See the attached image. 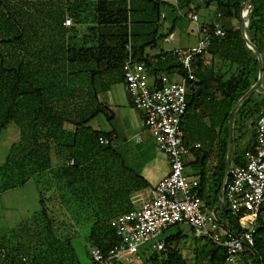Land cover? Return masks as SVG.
<instances>
[{
	"label": "trees",
	"instance_id": "1",
	"mask_svg": "<svg viewBox=\"0 0 264 264\" xmlns=\"http://www.w3.org/2000/svg\"><path fill=\"white\" fill-rule=\"evenodd\" d=\"M72 1L74 4L69 5ZM82 1L91 6L90 21L82 18ZM90 1L0 0V136L6 130L9 132L12 124L11 133L15 136L7 142L3 148L4 156L0 158V194L23 187L34 179L41 206V211L10 230L11 238L2 237L0 248L5 254L0 256V264H79L71 237L76 233L74 224L57 225L45 212V202L57 195L63 196L64 191L78 197L80 204H99L105 200L103 204L109 205L103 206L101 202V208L89 212L93 218L88 227L89 250L106 251L118 243L110 221L131 210L115 214L113 203L129 202V195L136 185L127 189L126 195L119 193L110 178L112 173L104 171L103 163L115 139L112 140L111 133L89 126L105 109L97 96L111 85L123 83L122 65L129 55L151 74L182 73L177 65L158 63L159 54H143L151 43L138 41V35L143 33L133 31L132 24L136 22L130 20V13H142L139 17L144 21L139 24L147 22L159 26L161 6L190 10L191 0H174L172 4L163 0H95L93 4ZM245 1L214 0L215 12L220 14L225 33L223 37L214 38L208 56L211 61L220 58L221 65L218 69L205 68V57L193 60L195 79L187 83V109L181 122L183 142L191 158L185 157L184 167L199 168L197 194L204 208L214 214L217 209L210 198L213 194L218 202L225 175L229 112L256 82L258 75L257 57L247 47L236 26ZM248 1L251 10L247 14V33H252L249 42L258 49L264 68V0ZM247 8L244 5V14ZM151 15L154 19H150ZM65 17L73 21L70 26L63 25ZM85 20L89 22H83ZM214 25L208 24L207 28L213 29ZM148 35L153 36V43L159 38L156 30ZM168 36L167 32L164 38ZM259 39L263 41L262 48ZM83 74L84 77L80 76ZM251 101L252 95L243 101L236 113L247 118L249 112L243 109ZM253 107L259 115L264 107V97ZM203 134L211 138L207 149L201 140ZM100 138L107 139L108 144H100ZM252 146L246 145L242 152ZM51 149L65 152L66 159L73 163L69 167L51 166ZM233 163L242 164V155H234ZM212 164L218 173L214 190L213 185L207 184L208 167ZM95 167L100 168V172ZM114 178L120 183L119 176ZM87 197L89 201L85 200ZM218 218L226 220L224 227L228 231L237 234L242 231L238 216L228 209H224ZM179 237L180 234L165 239L163 251L142 253V264H189L173 247L172 243ZM253 238V247L240 255L245 264H264L261 214L257 217ZM205 242L207 249L201 254L208 258V264H232L227 262L222 248ZM22 257L25 262L21 261Z\"/></svg>",
	"mask_w": 264,
	"mask_h": 264
},
{
	"label": "built area",
	"instance_id": "2",
	"mask_svg": "<svg viewBox=\"0 0 264 264\" xmlns=\"http://www.w3.org/2000/svg\"><path fill=\"white\" fill-rule=\"evenodd\" d=\"M248 2L242 3L248 7V12L243 14L241 6V17L251 10ZM189 18L199 39L192 47L170 52L182 71L177 73L178 81L173 80L171 74H151L131 55L122 65L128 98L142 112L145 129L167 156L169 172L157 183L153 196L140 209L120 214L110 221L119 241L106 251L90 248V264H142V253L165 250L166 241L160 240V235L168 228L180 225L190 226L196 238L222 248L228 263H235L236 256L254 245L257 217L264 211V107L255 124L252 148L243 152L242 164H229L219 192L223 211L228 209L238 216L242 231L237 234L224 227L226 220H219L214 212L205 211L197 194L198 179L188 176L184 167L189 152L183 142L181 122L187 109V83L195 79L192 63L197 57L208 56L214 38L223 37L225 33L218 23L208 29L198 23L197 15L189 14ZM216 18L220 21L219 13ZM71 23L70 18L63 21L64 26ZM166 41H172V36ZM99 143L106 145L108 140L100 138ZM4 254V249L0 248V256ZM21 261L25 262V259L22 257Z\"/></svg>",
	"mask_w": 264,
	"mask_h": 264
},
{
	"label": "rangeland",
	"instance_id": "3",
	"mask_svg": "<svg viewBox=\"0 0 264 264\" xmlns=\"http://www.w3.org/2000/svg\"><path fill=\"white\" fill-rule=\"evenodd\" d=\"M95 0L90 1L91 4L94 3ZM169 1L170 4L174 2V0H163ZM192 1V9L188 10L187 8H177L172 10L169 6H161L160 12L165 16V19H162V24L160 26H155L152 24H145L138 22L144 21L139 16L142 14L139 12L130 13V20L135 21L136 24H132L133 31L138 30L142 32L143 35H138L139 42H150L151 45L148 46L147 52L151 54H159L162 50L169 49L174 46H186L190 44H194L196 41V32L194 25L188 19L187 13L189 11L195 10L199 15V22H203L204 24H212L217 20L216 18V10L214 0H191ZM86 1H82L81 4L83 7V12L85 15V19L92 20V9L90 4H85ZM175 3V2H174ZM74 1H72L69 5H73ZM183 4V3H182ZM181 4V5H182ZM133 5V4H132ZM145 5V4H144ZM130 6V4H129ZM248 10V8H247ZM90 14V16H88ZM138 14V15H136ZM150 19H154V17L149 16ZM83 22H89V21ZM147 21V20H145ZM221 25V20L217 22ZM201 25V24H200ZM238 29L241 32V26L244 28V35L241 32L242 37L247 38L248 40L251 37L252 33H247V15L241 18L240 22L236 24ZM207 27V26H206ZM78 29H81L78 27ZM171 29L172 33L175 37V42L170 45L164 42V35ZM157 32V40L153 43V36L148 35ZM140 34V33H139ZM146 34V36H145ZM245 40V39H244ZM259 45L263 47V41L259 39ZM205 68H209L210 66L218 69L221 65V59L216 58L211 61L209 56L205 57ZM225 70V68H223ZM222 70V71H223ZM84 77L83 75H80ZM83 79V78H82ZM172 79L178 81L179 78L176 75L172 76ZM119 85L123 87V83L118 82ZM254 84V83H253ZM263 91H264V75H262V80L259 85V88L253 92L251 103L246 106L243 111H248L249 116L244 118L240 112L236 113L234 118V125L232 130V142H231V150L236 151V153H232L234 155H242V150L246 147L247 142L250 140L253 133L252 123L255 122L257 117L256 107H253L256 104H260L263 100ZM129 100V98H128ZM129 106L120 105L116 103L111 110H105L103 113H99L97 117H95L90 122V127L94 130L98 129L101 131H110L112 128H115L119 135V138L111 145L110 153L107 155L104 164V171H107L109 174L115 177L119 176V181L115 182V178L111 175L110 178L114 181L115 187L119 188V193L125 192L127 194V189L132 188L136 185V191L133 193V198L124 204L122 202L117 201L113 203L112 211L121 212L123 210H137L144 203L147 197H149L152 193V189L158 183V180L165 176L167 173V169L169 172V166L167 164V156L161 152L156 146L154 139L151 133L146 130L141 135L140 144L137 145L135 140H127L124 131L128 129H133L136 131L139 128V124L141 123L142 112L138 110L134 105L131 104L129 100ZM101 108V107H100ZM74 111V109H72ZM202 111V110H201ZM206 111L203 114L204 120H207ZM113 119L111 121V117ZM12 125L10 128L12 129ZM11 129L4 131L0 136V158L2 159L4 156L5 148L8 143L11 142L15 137L12 135ZM16 131V130H15ZM11 133V135H9ZM8 136L6 137V135ZM228 138V136H227ZM202 142L205 144V148L207 149V143L210 142L211 138L206 134H203L201 137ZM6 144V145H5ZM188 159L191 160L190 157ZM1 161V160H0ZM100 162V161H99ZM212 164L210 168L208 167V179L207 184L213 185L212 190H214L216 184V179H218V173H215L214 166ZM97 172H100V168L95 167ZM194 169L190 166L187 170V173L192 172ZM195 171V170H194ZM143 182L145 184L143 185ZM120 185V186H119ZM132 186V187H131ZM125 188V189H124ZM106 191V190H105ZM65 193V191H64ZM63 196L57 195L53 199L47 200L45 202V212L47 216L56 221L57 225H65L68 227L70 224H74V230L76 233L72 237V244L75 250L76 259L79 264H90V259L88 257L89 245L87 243L88 236V227L91 224L92 219L90 218L89 212H95L97 209L101 208L100 203L105 202L101 201L98 203H84L80 204L78 197H75L71 194L65 193ZM218 197V196H217ZM126 199V198H125ZM214 198V195H211L210 201H213V204L216 206L218 204L217 199ZM89 201L90 198L87 197L85 199ZM82 201V200H81ZM219 201V199H218ZM213 205V206H214ZM103 206H109L107 204H103ZM79 207L80 210H79ZM88 207L89 210L86 208ZM205 211H208V208H204ZM264 209V208H263ZM41 211V206L39 204V191L34 179H31L26 185L20 187L18 189L10 190L3 192L0 194V240L2 237L6 236L11 238L10 230L16 227L21 221L30 217L33 213ZM261 216L264 220V211L261 213ZM180 234L178 241L173 242V247L179 250L183 257L186 258L189 264H208V258H204L202 256V252L206 248L205 240L196 238L193 234V229L188 225H180L170 227L165 230L159 237L160 240H165L172 236H176ZM143 246L142 248H144ZM248 257V255H246ZM235 264H245L241 255H238L234 258Z\"/></svg>",
	"mask_w": 264,
	"mask_h": 264
},
{
	"label": "crops",
	"instance_id": "4",
	"mask_svg": "<svg viewBox=\"0 0 264 264\" xmlns=\"http://www.w3.org/2000/svg\"><path fill=\"white\" fill-rule=\"evenodd\" d=\"M165 2H169V1H165ZM170 3V2H169ZM81 14H82V18L83 17H85V15H84V12L83 11H81ZM189 14H194V15H197V17H198V23L199 24H201L202 26H207L206 24H204L203 22H199V15H198V13L195 11V10H192V11H189L188 13H187V16H188V19L190 20V18H189ZM88 16H90V14L88 15ZM65 18H68V17H65ZM162 19H165V16H163V14L160 12V16H159V22H158V25L160 26L161 24H162ZM90 21V20H89ZM191 21V20H190ZM73 22V21H72ZM217 21L215 20V22H213L214 24H217L216 23ZM191 23H192V21H191ZM193 24V23H192ZM194 25V24H193ZM194 28H195V32H196V41H195V43L194 44H190V45H186V46H174V47H170L169 49H165V50H162L160 53H159V55H160V58H158V63H159V61L161 62V65H163V64H165V63H167V64H171V65H176L175 64V59H174V57L170 54V52L173 50V49H176V48H187V47H192V46H194V45H196L197 44V42H198V39H199V33L197 32V30H196V27H195V25H194ZM168 33H169V36H172V41H166V38H164V42H166V43H168V44H172V42L174 43L175 42V37H174V34L172 33V32H169V30H168ZM147 50H148V47H146L145 49H144V52H143V54L144 55H150V56H155V55H158V54H153L152 52H151V54L149 53V52H147ZM162 53V54H161ZM163 53H166V55L164 56V54ZM207 57V56H206ZM205 59V58H204ZM193 66V65H192ZM263 67V66H262ZM171 75H176L177 76V72H172L171 73ZM122 83V82H121ZM255 84V83H254ZM253 84V85H254ZM119 85V83H116V84H114V85H111L110 87H109V89L106 91V92H104V93H100L98 96H97V98H98V102L102 105V107H104L105 108V110H111L112 111V107L113 106H115V104L116 103H119L120 102V105H125V106H129V100H128V95H127V93H126V91H125V88H124V85H123V87H121V86H118ZM259 88V87H258ZM257 88V89H258ZM263 95H264V91H263ZM258 116V115H257ZM256 118H258V117H256ZM112 119H113V116L111 117V121H112ZM255 121H257V119L255 120ZM255 124H256V122H255ZM95 130H98V129H95ZM233 130V129H232ZM69 131V130H68ZM117 131L118 130H116L115 128H112L110 131H106V132H108V133H111L112 135H111V137H112V140H114L115 139V141L119 138V135H118V133H117ZM129 131H130V133H129ZM144 131H146V129H145V127H144V124H143V115H142V118H141V123L139 124V128L136 130V131H133V129L131 128V129H128V130H126V131H124L125 133L127 132V133H129L128 134V138H127V134H124V136H126V138L125 139H127V140H135V142H136V144L137 145H139L140 143V141H141V135H142V133L144 132ZM254 131H255V126L253 127V133H252V136H251V138H250V140L247 142V145H253V142H254ZM227 140H228V138H227ZM227 147V146H226ZM232 148H230V157H229V164L232 162L233 163V161H234V158L233 157H231L232 156V153H234V151H232L231 150ZM226 152H227V148H226ZM66 153L65 152H63V151H61L60 149L58 150H54V149H51V150H49V157H50V163H51V166H53V167H56V168H59V167H66V166H70L71 164H70V159L68 160V159H66ZM188 155L186 156V159L188 160ZM243 158V157H242ZM167 164H168V159H167ZM225 164H226V158H225ZM169 166V165H168ZM190 167V166H189ZM189 167H186L185 168V171H186V174L188 175V176H190V177H194V178H199V176H198V174H199V168L197 167V166H194V167H192L194 170L192 171V172H190V173H187V170L189 169ZM225 171H226V166H225ZM167 173H168V169H167ZM165 176L167 175L166 173L164 174ZM165 176H163L162 178H164ZM162 178H160L159 180H158V182L162 179ZM157 185V184H156ZM155 185V186H156ZM154 190H155V187L152 189V193H151V195L149 196V197H147L145 200H143V202L145 203L148 199H150L152 196H153V194H154ZM136 191V189L135 190H133L132 192H131V194L129 195V201L133 198V193ZM218 199H219V194H218ZM143 203V204H144ZM143 204H142V206H143ZM141 206V207H142ZM140 207V208H141ZM139 208V209H140ZM214 209H217L216 210V214L215 215H217V217H220V213L223 211V209H222V206H221V203H220V199H219V201H218V204L215 206V208ZM138 210V209H137ZM132 211H136V210H131L130 212H132ZM124 214V213H123Z\"/></svg>",
	"mask_w": 264,
	"mask_h": 264
},
{
	"label": "water",
	"instance_id": "5",
	"mask_svg": "<svg viewBox=\"0 0 264 264\" xmlns=\"http://www.w3.org/2000/svg\"><path fill=\"white\" fill-rule=\"evenodd\" d=\"M248 1V0H247ZM244 6L242 5V8ZM243 18V17H241ZM241 32L244 35V28L243 26H241ZM245 39L246 45L247 47L256 55L259 66H258V75H257V80L255 82L254 85H252L249 90L237 101V103L231 108V111L229 112V116H228V140H227V152H226V169L229 166V157H230V148H231V142H232V129H233V125H234V118H235V114L238 111L240 105L243 103L244 100H246L253 92H255L257 90V88L259 87L261 80H262V75H263V67H262V59H261V55L258 51V49L255 48L254 45H252L249 40L245 37H243Z\"/></svg>",
	"mask_w": 264,
	"mask_h": 264
},
{
	"label": "bare ground",
	"instance_id": "6",
	"mask_svg": "<svg viewBox=\"0 0 264 264\" xmlns=\"http://www.w3.org/2000/svg\"><path fill=\"white\" fill-rule=\"evenodd\" d=\"M248 12V11H247ZM243 14H244V7H243Z\"/></svg>",
	"mask_w": 264,
	"mask_h": 264
}]
</instances>
